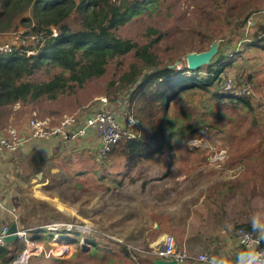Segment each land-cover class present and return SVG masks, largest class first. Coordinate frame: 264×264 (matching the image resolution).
<instances>
[{
    "label": "rangeland",
    "instance_id": "1",
    "mask_svg": "<svg viewBox=\"0 0 264 264\" xmlns=\"http://www.w3.org/2000/svg\"><path fill=\"white\" fill-rule=\"evenodd\" d=\"M29 16L28 12L24 13L14 26L0 33L7 36L32 28L34 19L24 21V17ZM263 16L264 0H157L116 31L117 35L141 45L156 38L158 41L151 46V52L157 62L177 70L187 66L189 54H207L221 40H231L232 45L241 50L233 57L234 65L222 74L223 86L226 90L230 80L229 90L246 88L250 107L243 104L234 107L217 99H210L205 107H201L197 97L193 102L185 98L177 100L173 106L176 111L187 112L183 121L189 126L202 127V120L208 124L210 131L205 134L208 144L224 153L219 168L228 170L230 179L238 183L239 222L234 226L248 225L257 232L264 229V50L240 47L243 44L238 26L242 23L241 30L248 29L253 24L251 19L262 20ZM249 18L250 21L245 23ZM66 24L71 29L80 28L79 22L72 17ZM5 26L7 23L0 21V27ZM140 65L142 61L133 53L110 59L102 75L87 80L81 87L74 84L73 90L66 88L54 99L42 97L20 103L19 107L4 108L3 125H18V120L33 115L32 109L37 111L38 117L50 116L55 121L63 115L89 110L98 97H106L115 106L114 100L124 93H121L124 88L122 76ZM60 72V69L45 64L36 70L31 80L40 82ZM187 135L179 134L174 138V146ZM94 145L85 149L71 148L56 156L60 166L54 174L50 172L51 168L46 169L42 187L25 181L11 202V211L23 228L45 229L33 230L32 242L42 247V253L32 256L28 264H131L133 259L130 258L118 262L122 244L135 255V262L152 264L151 257L144 252L145 245L155 236L154 229L146 225L150 219L148 197L139 195L127 178L123 187L114 190L110 178L122 179L123 160L99 158ZM178 147L184 149L181 144ZM206 148L208 155L213 152L211 147ZM207 150L187 149L186 152L201 153L206 158ZM162 156L166 159V154ZM53 222H72L84 236L95 238L97 248L94 250L82 234L75 236L74 232L60 231L55 237V231L46 229V225ZM37 233L44 237L36 239ZM10 242L13 245L9 246V253L0 258V264H9L16 252L24 247L22 240ZM61 243L67 244V253L47 255Z\"/></svg>",
    "mask_w": 264,
    "mask_h": 264
},
{
    "label": "trees",
    "instance_id": "2",
    "mask_svg": "<svg viewBox=\"0 0 264 264\" xmlns=\"http://www.w3.org/2000/svg\"><path fill=\"white\" fill-rule=\"evenodd\" d=\"M155 1L157 0H0V21L7 23V26L0 27V31L14 26V22L28 12L30 16L24 17V21L35 20L28 31L44 33V39L35 54L26 55L17 50L0 53V128L2 110L7 105L33 102L42 97L54 99L66 88L73 90L74 84L81 87L87 80L102 75L110 59L133 53L142 61V65L122 76L124 88L121 93L127 95L139 134L133 138L120 139L103 157L123 160L125 172L122 179L110 178L113 189L118 190L125 185V178L133 185L135 179L132 173L138 166L153 159L159 160L163 154L171 157L179 144L187 150L185 141L188 138L210 131L204 120L200 121L202 127L186 124L183 120L186 119L187 112L176 111L173 106L175 101L185 98L193 102L197 97L201 107H205L210 99L226 101L234 107L240 104L250 107L246 88L242 91H230L223 86L222 74L234 65L233 57L241 53V50L232 45L231 40H221L207 63L195 69L186 66L177 70L168 64L157 62L151 52V46L158 41L156 38L141 45L116 34L118 28ZM69 17L77 20L80 28L71 29L66 24ZM249 21L250 18L245 23ZM251 22L252 26L245 30H241L244 24L240 23L238 26L243 44L240 47L264 50V16L262 20L251 19ZM52 28L55 29V36H52ZM45 64H50L61 72L47 80L32 81V75ZM179 134L189 135L174 146V138ZM208 153L207 150L205 159ZM240 226L252 229L248 225ZM34 229L37 232L45 230L44 227ZM60 231L74 232L75 236L84 234L76 228L71 231L58 230ZM33 233L34 231H30L32 240ZM261 234L264 243V229ZM37 235L36 239L44 237L41 233ZM83 237L94 246V250L97 248L93 236ZM10 245L13 242L0 245V258L9 253ZM120 249L122 256L118 262L130 258L133 259L131 264H135V255L131 250L124 244ZM246 259L245 250L240 248L239 252L228 259V263L241 264ZM189 264L194 263L189 261Z\"/></svg>",
    "mask_w": 264,
    "mask_h": 264
},
{
    "label": "crops",
    "instance_id": "3",
    "mask_svg": "<svg viewBox=\"0 0 264 264\" xmlns=\"http://www.w3.org/2000/svg\"><path fill=\"white\" fill-rule=\"evenodd\" d=\"M114 102L112 106L109 101V109L117 112L118 98ZM12 105L19 107L20 103ZM31 113L37 114V111L32 109ZM3 116L2 110V120ZM5 127L2 122V128ZM17 127L24 132V141L16 151L0 156V226L13 220L11 202L24 182L42 187L46 169L51 168L54 174L60 166L56 156L68 149H77L59 138H31L25 123H18ZM90 140L97 146L96 136ZM161 157L138 166L132 173L135 179L132 188L142 197H148L150 219L146 225L155 233L144 252L151 257L152 264L155 259L164 258L160 244L170 234L177 249L192 257L201 252L213 253L218 264H225L240 251L232 234L234 224L239 222L238 183L230 179L228 170L209 165L201 153L178 147L171 157Z\"/></svg>",
    "mask_w": 264,
    "mask_h": 264
},
{
    "label": "built area",
    "instance_id": "4",
    "mask_svg": "<svg viewBox=\"0 0 264 264\" xmlns=\"http://www.w3.org/2000/svg\"><path fill=\"white\" fill-rule=\"evenodd\" d=\"M52 36L56 35L52 28ZM44 39L43 32L28 30H18L3 36L0 33V53H12L14 51L25 52L26 55L35 54ZM230 80L225 86L230 89ZM231 91V90H230ZM95 104L89 110H80L72 114L63 115L55 120L50 116L38 117L34 113L29 119H20L17 123L26 125L28 134L31 138L52 139L59 138L68 146L77 148L93 147L94 141L90 138L96 136V153L99 158H103L112 149L114 144L120 139H129L139 134V127L130 109L129 101L125 93L118 98V111L112 112L109 101L106 97H98ZM206 131L196 134L185 141L188 150L212 148V153L207 157L210 164L221 165L224 159L222 150H216L209 145L206 139ZM24 132L20 131L17 125H10L0 129V156L16 151L24 141ZM91 142V143H90ZM13 220L3 223L0 226V245L3 246L8 241V229L12 222L17 221L13 214ZM47 227V228H46ZM46 229L55 231L57 237L58 230L65 229L71 231L76 228L72 222H53L46 225ZM29 228H17L15 240H22L24 247L18 250L10 264H28L30 258L42 253V247L35 245L30 238ZM233 238L237 245L244 249L247 259L241 264H264V243L262 242L261 232L247 229L242 226L234 227ZM161 255L165 259L174 260L176 264H185L188 261H195L198 264H218L217 256L209 252L198 253L195 257L187 254L184 250L175 247V239L172 235L166 234L162 240ZM67 244L61 243L57 248H52L47 255H63L67 253ZM135 264H139L135 262ZM225 264H231L226 262Z\"/></svg>",
    "mask_w": 264,
    "mask_h": 264
},
{
    "label": "water",
    "instance_id": "5",
    "mask_svg": "<svg viewBox=\"0 0 264 264\" xmlns=\"http://www.w3.org/2000/svg\"><path fill=\"white\" fill-rule=\"evenodd\" d=\"M217 45L214 46L213 49H211L209 51V53L205 54V53H191L187 56V67L190 69H195L197 67H199L200 65L207 63L210 59V57L215 53ZM209 56V57H208ZM20 222L19 221H15L12 222L9 226L8 229V235L6 236L5 240L10 242L15 240V231L17 228H20ZM162 251V248L160 250V252ZM153 264H176L174 260H168L165 258H157L154 260ZM180 264V263H179Z\"/></svg>",
    "mask_w": 264,
    "mask_h": 264
},
{
    "label": "bare ground",
    "instance_id": "6",
    "mask_svg": "<svg viewBox=\"0 0 264 264\" xmlns=\"http://www.w3.org/2000/svg\"><path fill=\"white\" fill-rule=\"evenodd\" d=\"M57 240V239H56Z\"/></svg>",
    "mask_w": 264,
    "mask_h": 264
}]
</instances>
